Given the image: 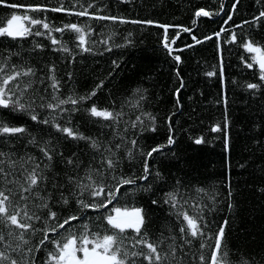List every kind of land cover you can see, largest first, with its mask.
Returning <instances> with one entry per match:
<instances>
[{
	"label": "trees",
	"instance_id": "1",
	"mask_svg": "<svg viewBox=\"0 0 264 264\" xmlns=\"http://www.w3.org/2000/svg\"><path fill=\"white\" fill-rule=\"evenodd\" d=\"M89 2L96 5L98 14L116 16L126 21L150 20L153 23L96 21L65 12L36 13L7 6L44 5L53 8L63 3L65 7H71L75 0H6V3H0V26L6 25L13 14L40 18L47 16L54 26L88 23L94 33L91 39L97 43L93 46V53L77 55L71 63L70 56L65 58L62 54L52 52L49 42L42 37H30L26 41L0 38V54L7 56L10 51L20 52L23 59L14 56L12 62L34 67L38 77H46L47 66L55 64V74L62 82L61 94L65 98L73 92L78 95L90 93L103 81L104 86L97 90V95L86 107L95 102L100 108H115L120 111L123 105V119L128 122L134 121L142 113L154 116L156 131H141L139 127H128L127 130V139H138L139 147L144 152L159 145H166L169 135L174 136L173 145L165 147L163 154L156 153L154 158L149 160L153 175L147 183L151 184V190H140L126 196L123 193L132 186H125L119 197L120 205L143 207L147 210L151 221V238L155 239L161 233L170 235L173 231L178 235L176 218L170 214L172 210L164 203V199L166 193L179 188V193L189 200V204L185 205L186 209L195 205L197 200H200L201 204L212 205L211 212L206 210L207 220L210 222L209 236L218 230V225L225 220L229 221L225 231L224 250L228 253L230 264H241L242 260H247L249 264H264V85L256 90L246 89L247 83H261L258 68H246L241 57L247 58L250 54L237 43L224 42V39L230 38L231 32L243 36L247 30L249 36L264 45V26L235 27L258 15L261 5L256 0H242L238 11L232 13L230 5L235 0H80V3L85 5ZM222 4L225 11H220ZM201 8L219 14L195 17V12ZM228 13L233 14V20L225 25ZM194 20L196 23H193ZM23 23L28 26L29 22ZM161 26H168L167 31ZM185 27L191 29V32H183L182 28ZM221 27L230 29V32L221 33L218 39L214 33ZM54 35L60 37L59 33ZM193 35L203 42L196 44L192 39ZM208 36L213 38L205 40ZM62 38L69 48L79 51L75 49L74 33H65ZM125 38L131 43H127ZM33 39L43 43L45 49L32 53ZM102 40H108L107 47L112 48V51H105L106 46L100 43ZM166 43L168 48L164 47ZM176 55L181 57L179 64L173 58ZM113 61H116L119 67H116ZM221 65L223 78L219 74ZM69 72L73 73L71 80L68 78ZM208 72L216 74L208 76ZM34 87H47V81L41 85L37 80ZM137 89L141 92L134 96ZM48 92L50 93L51 89H48ZM141 94L143 100H139ZM32 95V92L28 93V96ZM137 100L139 104L133 106ZM0 120L28 127L31 135L37 139H50L57 150L52 172L59 173L61 181L66 180L68 167L62 162L60 152L64 157L75 153L80 158L83 165L81 175L89 163H98V158L93 160L94 154L84 141L63 139L53 129L34 125L27 115L4 111L0 112ZM72 121L86 136L96 137L105 144L114 139L112 129L94 123L86 112L73 114ZM216 125L222 130L213 132L211 129ZM125 127L127 125L121 123L118 130L123 132ZM201 136L206 142L196 145L193 138ZM30 138L29 136L19 142L13 141L4 151L15 149L18 155L14 158L26 154L34 155L41 159L43 166L47 161L43 160L37 147L28 144ZM128 146L131 147V144ZM134 151L136 158L131 162L124 151L119 153L122 165L117 173L108 176L110 184L115 182L111 178L112 175L139 177L143 174L144 157L138 150ZM156 171L160 172L161 178H156ZM138 184L147 186L144 181H138ZM46 186L48 192H54L51 181L47 182ZM198 188L209 194H216L215 202L204 193L198 194ZM54 195L55 199L50 203L52 210L58 213L61 220L66 216L79 214L75 197L69 205H63L58 202L59 192ZM65 195L69 193L66 191ZM153 200L159 203L153 205ZM229 203L233 205L231 210L228 208ZM20 204L23 207L24 202L21 201ZM46 215L45 210L44 216ZM89 216L95 217L96 213L88 210L85 220ZM34 223L38 229L45 227L41 221ZM47 223L51 226L55 222ZM0 230L4 231L7 239V229L0 225ZM49 235L55 236L53 233ZM42 238L41 231L28 234L30 243L27 247L33 249L38 258L37 264H43L47 257L44 246H41V251H35V246ZM15 243L13 241V245ZM207 243L209 246L203 250L205 264L211 259L214 240H208ZM192 249L197 255L194 257L189 254L185 260L191 264H200L198 241L193 242ZM47 250H52L51 244H47ZM0 251H5L3 244H0Z\"/></svg>",
	"mask_w": 264,
	"mask_h": 264
},
{
	"label": "snow or ice",
	"instance_id": "2",
	"mask_svg": "<svg viewBox=\"0 0 264 264\" xmlns=\"http://www.w3.org/2000/svg\"><path fill=\"white\" fill-rule=\"evenodd\" d=\"M261 5L258 15L251 20H245L242 24L235 25L236 28H242L244 25H261L264 26V0H256ZM0 3H6V0H0ZM242 0H235L230 7L232 13L238 11V5ZM14 9L24 8L29 12H65L68 15L77 17H87L88 20L112 21L120 23H144L152 24L153 21H126L116 16L98 14L96 5L92 2L86 5L75 0L71 7H65L63 3L59 7L48 8L44 5H7ZM93 9V11H89ZM220 11H225L222 4ZM228 13L224 24L233 20V14ZM201 8L195 12V17H209L218 15ZM24 21H28L25 26ZM193 23H196L194 20ZM167 31L168 26H161ZM183 32H191L189 28H182ZM230 32V29L221 27L214 33L216 38L221 37V33ZM59 33L60 37L54 35ZM65 33L75 34V51L68 47L63 40ZM93 29L88 23H67L63 26H54L50 23L47 16L43 18L32 17L30 15L13 14L7 20L6 25L0 26V38H9L13 41H26L28 38L42 37L49 42L51 51L67 57H71L69 62H73L77 55L84 53H93L94 45L97 43L92 40ZM131 35V34H129ZM213 37H205V40H211ZM126 42L128 41L127 38ZM196 44L203 41L192 36ZM225 43H237L242 47L249 57H241V61L248 69L258 68L259 80L261 83H247L248 90L259 89L264 85V45L247 34L241 36L237 32H231L230 38L224 39ZM105 51H112L107 47L108 40H102ZM32 53H38L45 49V45L36 39L32 40ZM124 47V45H116ZM168 48V44L164 45ZM191 47V45H190ZM172 52L169 50V55ZM20 57V52H9L7 56L0 54V112L20 113L27 115L34 125H43L46 128L53 129L59 133L63 139L73 141H84L93 152V160L97 164L89 163L83 169V175L80 174L83 167L80 158L73 153L71 156L64 157L60 152L59 156L63 163L68 167L66 180L61 181L59 173H53V161L56 159L57 150L52 145L51 140L37 139L31 135L29 128L24 125H12L11 123L0 120V225L7 229V239L3 230H0V244L5 246V251H0V264H37V257L33 249L27 247L30 240L28 234H35L38 231L43 232V238L35 246V251H41V246L47 251V257L43 264H191L186 261L185 257L191 254L196 256L192 246L194 241L199 242L198 259L200 264H205L206 257L204 249L208 247V240H214V247L211 251V259L208 264H230L228 253L224 250V237L226 226L229 221L225 220L218 225V230L208 235L210 232L209 221L207 220L206 210L211 212L212 205L201 204L197 200L195 205L189 209L185 205L189 204L188 198L179 193V188L165 194L164 203L171 208V215H174L178 225V235L173 231L170 235H161L155 239L150 237L149 225L151 223L148 212L143 207H128L119 204V197L125 186H132L125 191L124 195L134 194L136 191H150L151 184L147 183L153 175V169L149 160L154 158V154L161 153L165 147L175 143L173 135H169L166 145L153 147L144 152L139 147L138 139H127L128 127L137 128L141 131H156L155 117L150 113H142L134 121H124L125 113L115 108H100L95 102L90 106L89 101L97 95V90L104 86V82L96 86L90 93L78 95L75 92L66 98L61 94L62 82L56 76V66L51 64L47 66L48 75L38 77L37 70L32 66L17 64L12 62V57ZM179 64L181 57H173ZM116 67L119 64L113 61ZM215 72H208L206 75L213 76ZM220 76L223 78V66L220 68ZM111 75V73H110ZM179 75V72H177ZM69 80L73 79V73H68ZM39 80L41 85L47 81V87L35 88L36 81ZM181 87L183 83L181 82ZM51 89V92H48ZM32 92V96L28 93ZM137 89L134 92L140 93ZM179 92V89H177ZM47 93V95H45ZM37 94H39L37 96ZM37 99L39 102L37 103ZM141 94L139 100H143ZM139 100L136 101L137 106ZM131 103V102H129ZM179 104V100H177ZM71 105V107H65ZM86 112L92 118L94 123H100L101 127L113 130V138L107 144L96 137L86 136L79 128L73 125L72 116L75 113ZM143 117V118H142ZM127 125L124 131H119L120 124ZM226 127V125H225ZM213 132L221 131L219 125L213 126ZM170 133L172 126H169ZM51 135V134H50ZM28 144L39 149L44 161L41 166V159L31 154H26L14 158L18 155L15 149L4 151L13 141L19 142L26 137ZM196 145L205 143L204 137L193 138ZM129 143L131 147H129ZM227 146V143H226ZM144 157L143 174L135 176L112 175L114 183L108 182L110 174L117 173L121 168L122 161L119 153L124 151L126 157L131 162L136 158V151ZM51 173V175H49ZM156 178H161L159 171L155 172ZM51 181L54 192H48L47 182ZM138 181H144L145 185L138 184ZM179 185L180 182L178 181ZM69 195H65V192ZM197 193H204L210 196L213 203L216 200V194H209L204 189H196ZM55 192H59V203L69 205L73 197L79 210V214H72L59 218L58 213L52 210L50 201L55 199ZM231 196V192H229ZM23 201V207L20 202ZM38 201V203H36ZM159 202L152 201L153 205ZM233 205L228 204L229 210ZM33 208L36 210L34 211ZM46 210L47 215L44 216ZM91 210L96 213L95 217L89 216L85 220V213ZM35 221H41L45 224L43 229L35 226ZM47 221H54L51 226ZM63 230V232L61 231ZM49 233L55 234L54 237ZM13 241L16 243L13 245ZM47 244L52 245V250H47ZM241 264H249L247 260H242Z\"/></svg>",
	"mask_w": 264,
	"mask_h": 264
}]
</instances>
